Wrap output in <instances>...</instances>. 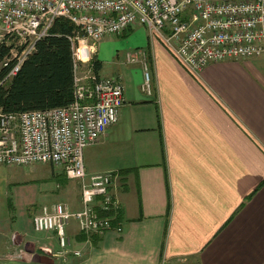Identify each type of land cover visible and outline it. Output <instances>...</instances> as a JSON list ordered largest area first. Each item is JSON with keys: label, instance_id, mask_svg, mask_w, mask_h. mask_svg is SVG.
I'll list each match as a JSON object with an SVG mask.
<instances>
[{"label": "crops", "instance_id": "1", "mask_svg": "<svg viewBox=\"0 0 264 264\" xmlns=\"http://www.w3.org/2000/svg\"><path fill=\"white\" fill-rule=\"evenodd\" d=\"M144 51L152 95L142 64H103L102 75L122 78L126 102L84 152L89 175L118 177L123 232L87 243L73 220L67 233L82 256L55 259L56 235L33 219L58 203L80 210L81 182L40 164L50 170L42 178L14 183H42L36 200L0 201V264H264V58L211 63L198 77L158 39Z\"/></svg>", "mask_w": 264, "mask_h": 264}, {"label": "built area", "instance_id": "2", "mask_svg": "<svg viewBox=\"0 0 264 264\" xmlns=\"http://www.w3.org/2000/svg\"><path fill=\"white\" fill-rule=\"evenodd\" d=\"M71 23L73 101L47 110L6 112L0 109V167L51 165L81 182V209L66 204L44 206L33 219L36 232L54 233L59 250L53 255L67 263L73 248L67 228L74 220L86 237L121 234L112 227L121 202L113 192L117 175H89L84 152L98 144L120 119L125 85L120 76L95 72L96 44L135 27L146 28L194 76L211 63L264 58V0H0V86H8L37 43L49 36L57 20ZM129 65L142 64L141 90L153 93L146 51L129 53ZM84 70V72H82Z\"/></svg>", "mask_w": 264, "mask_h": 264}, {"label": "trees", "instance_id": "3", "mask_svg": "<svg viewBox=\"0 0 264 264\" xmlns=\"http://www.w3.org/2000/svg\"><path fill=\"white\" fill-rule=\"evenodd\" d=\"M74 30L68 21H56L49 36L37 43L35 52L13 81L6 87L0 86V109L6 112L47 110L65 107L73 101V55L68 37ZM7 53L3 48L0 60ZM102 68L103 63L96 60L95 72L100 73ZM5 73L6 69L1 71L0 79ZM122 224L118 214L112 227L118 228Z\"/></svg>", "mask_w": 264, "mask_h": 264}, {"label": "rangeland", "instance_id": "4", "mask_svg": "<svg viewBox=\"0 0 264 264\" xmlns=\"http://www.w3.org/2000/svg\"><path fill=\"white\" fill-rule=\"evenodd\" d=\"M150 41V32L141 26L135 27L134 29L120 36L105 37L99 44H96L97 54H94V61L98 59L105 65V67L108 68L118 66L119 62L120 64H127V55L138 50H147ZM82 72H84V70ZM0 169V179L4 181V187L2 188L5 191H3V197L0 196V201L4 199V196L9 197L10 195L20 197L25 201L28 198H35L36 200V197L41 195L40 186L43 185L42 183H36L38 185L36 187H26L30 184L26 183L25 181H22V183H19L18 185L14 183L20 182L16 180H19V178L22 177V173L25 175L34 174L39 176V178H42V175H45L48 173V171H50L46 167L42 165L40 166V164L28 167H1ZM10 183L11 185L13 183L12 186L10 185L11 188L9 187Z\"/></svg>", "mask_w": 264, "mask_h": 264}]
</instances>
